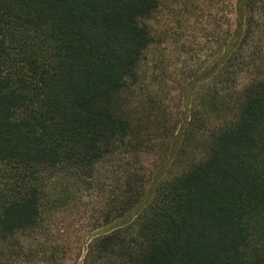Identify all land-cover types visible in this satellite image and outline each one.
<instances>
[{
  "label": "trees",
  "instance_id": "16d2710c",
  "mask_svg": "<svg viewBox=\"0 0 264 264\" xmlns=\"http://www.w3.org/2000/svg\"><path fill=\"white\" fill-rule=\"evenodd\" d=\"M168 1L198 0H0V264L94 195L85 264H264V0H207L235 19L186 78V167L148 185L129 161L126 94Z\"/></svg>",
  "mask_w": 264,
  "mask_h": 264
},
{
  "label": "rangeland",
  "instance_id": "374dc122",
  "mask_svg": "<svg viewBox=\"0 0 264 264\" xmlns=\"http://www.w3.org/2000/svg\"><path fill=\"white\" fill-rule=\"evenodd\" d=\"M165 3L150 22L153 44L146 52L140 86L126 94L137 142L130 162L142 168L148 185L167 180L186 167V78L211 64L221 52V36L233 30L232 2L207 0L194 7ZM87 196L47 222L27 249L39 255L16 264H85L102 199Z\"/></svg>",
  "mask_w": 264,
  "mask_h": 264
}]
</instances>
